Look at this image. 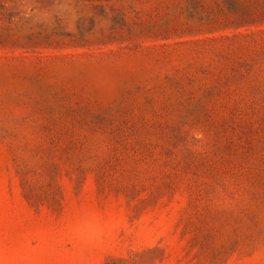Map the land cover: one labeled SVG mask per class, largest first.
Masks as SVG:
<instances>
[{"label":"rangeland","instance_id":"obj_1","mask_svg":"<svg viewBox=\"0 0 264 264\" xmlns=\"http://www.w3.org/2000/svg\"><path fill=\"white\" fill-rule=\"evenodd\" d=\"M0 264H264V0H0Z\"/></svg>","mask_w":264,"mask_h":264}]
</instances>
